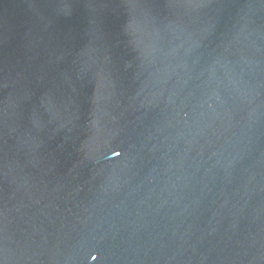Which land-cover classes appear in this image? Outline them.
<instances>
[{
	"label": "water",
	"instance_id": "obj_1",
	"mask_svg": "<svg viewBox=\"0 0 264 264\" xmlns=\"http://www.w3.org/2000/svg\"><path fill=\"white\" fill-rule=\"evenodd\" d=\"M0 264H264V0H0Z\"/></svg>",
	"mask_w": 264,
	"mask_h": 264
}]
</instances>
